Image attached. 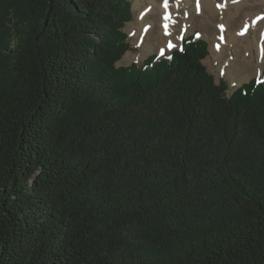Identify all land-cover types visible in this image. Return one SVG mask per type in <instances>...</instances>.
<instances>
[{
	"label": "trees",
	"instance_id": "1",
	"mask_svg": "<svg viewBox=\"0 0 264 264\" xmlns=\"http://www.w3.org/2000/svg\"><path fill=\"white\" fill-rule=\"evenodd\" d=\"M130 0H0V264H264V69L228 94L190 35L118 66Z\"/></svg>",
	"mask_w": 264,
	"mask_h": 264
},
{
	"label": "rangeland",
	"instance_id": "2",
	"mask_svg": "<svg viewBox=\"0 0 264 264\" xmlns=\"http://www.w3.org/2000/svg\"><path fill=\"white\" fill-rule=\"evenodd\" d=\"M130 1L132 19L125 31L131 50L118 66L143 67L152 55L169 57L183 38L196 35L209 44L204 64L217 82L228 83V94L262 77L264 22L256 19L264 16V0H170L169 10L164 0Z\"/></svg>",
	"mask_w": 264,
	"mask_h": 264
},
{
	"label": "bare ground",
	"instance_id": "3",
	"mask_svg": "<svg viewBox=\"0 0 264 264\" xmlns=\"http://www.w3.org/2000/svg\"><path fill=\"white\" fill-rule=\"evenodd\" d=\"M167 1H170V0H167ZM225 1V0H224ZM225 3H227V1H225ZM165 9L166 10H169L170 8H169V3H167V7H165ZM156 11H158L157 9H150V12H156ZM264 22V16H262V17H260V18H258V19H256V22ZM166 24H167V27L169 28L170 26V20H169V18H167V20H166Z\"/></svg>",
	"mask_w": 264,
	"mask_h": 264
},
{
	"label": "snow or ice",
	"instance_id": "4",
	"mask_svg": "<svg viewBox=\"0 0 264 264\" xmlns=\"http://www.w3.org/2000/svg\"><path fill=\"white\" fill-rule=\"evenodd\" d=\"M165 7H167V0H164ZM199 7V5H197Z\"/></svg>",
	"mask_w": 264,
	"mask_h": 264
}]
</instances>
